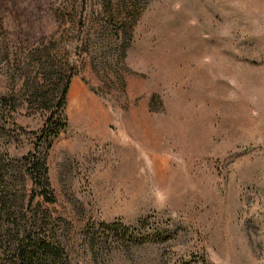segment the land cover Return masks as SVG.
<instances>
[{
  "label": "rangeland",
  "instance_id": "obj_1",
  "mask_svg": "<svg viewBox=\"0 0 264 264\" xmlns=\"http://www.w3.org/2000/svg\"><path fill=\"white\" fill-rule=\"evenodd\" d=\"M43 76L50 106L69 78L53 201ZM0 97L18 222L68 264H264V0H0Z\"/></svg>",
  "mask_w": 264,
  "mask_h": 264
},
{
  "label": "trees",
  "instance_id": "obj_2",
  "mask_svg": "<svg viewBox=\"0 0 264 264\" xmlns=\"http://www.w3.org/2000/svg\"><path fill=\"white\" fill-rule=\"evenodd\" d=\"M48 77L43 76L41 88L35 91V100L40 108L50 113L44 122L41 137L44 150L37 151L30 157H24L27 172L33 181V191L44 198L45 201H53L49 194L50 186L46 168V153L51 143L66 131L67 123L63 116V105L65 102L69 78L66 80L60 92V98L54 106H50L48 92H44L48 83ZM60 85H57V89ZM31 103V93L28 99ZM6 108L14 109L13 100L0 97V139H5L9 131L8 126L13 120L5 115ZM52 109V110H51ZM52 111V112H51ZM40 150V148H39ZM6 154L0 145V264H68L64 250L49 240L43 230L39 218L32 217L33 224L22 226L17 217V200L15 194V181L13 171L9 162L5 159ZM100 234L107 233L117 243L140 244L146 239L142 236L128 232L119 225H100Z\"/></svg>",
  "mask_w": 264,
  "mask_h": 264
},
{
  "label": "bare ground",
  "instance_id": "obj_3",
  "mask_svg": "<svg viewBox=\"0 0 264 264\" xmlns=\"http://www.w3.org/2000/svg\"><path fill=\"white\" fill-rule=\"evenodd\" d=\"M80 104H81V103H80ZM80 104H79V105H80ZM79 105H78V104H77V105H75V109L79 108Z\"/></svg>",
  "mask_w": 264,
  "mask_h": 264
}]
</instances>
